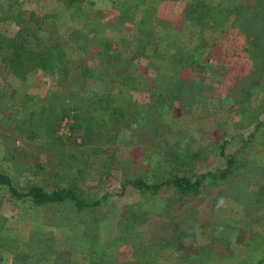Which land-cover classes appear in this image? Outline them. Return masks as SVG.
<instances>
[{
	"label": "rangeland",
	"instance_id": "374dc122",
	"mask_svg": "<svg viewBox=\"0 0 264 264\" xmlns=\"http://www.w3.org/2000/svg\"><path fill=\"white\" fill-rule=\"evenodd\" d=\"M142 1L0 0V39L17 34L21 4L36 32L27 49L52 62L23 55L15 67L13 48L0 52V174L22 192L73 187L100 200L35 205L0 185V264H264V34L255 66L228 24L184 23L201 0H156L150 18ZM156 43L201 46L199 65L179 73L208 87L190 108L149 107L174 57ZM228 159L224 175H207ZM173 175L202 181L180 194L164 183Z\"/></svg>",
	"mask_w": 264,
	"mask_h": 264
},
{
	"label": "trees",
	"instance_id": "16d2710c",
	"mask_svg": "<svg viewBox=\"0 0 264 264\" xmlns=\"http://www.w3.org/2000/svg\"><path fill=\"white\" fill-rule=\"evenodd\" d=\"M15 2L16 0H7ZM80 0H67V4H73L79 2ZM147 0L142 1V4L145 8V15L151 16V12H153L152 6H154V2L156 0ZM243 1V0H240ZM145 4H144V3ZM205 0L198 1L196 3L191 4L190 6H185V14H184V23H187L195 28L203 30L205 27H212V28H224L225 25L228 24L227 27L230 30H227V35H232L236 32H239L240 35H244L245 41L247 42L248 46L246 47L247 51H251V55L253 58V63L255 66H260L261 62L259 61L256 64V61L260 59V53L258 49L260 48V41L261 35L264 34V25L263 18L261 17V13L264 12V0H253L251 5H245L241 2L237 7L233 10H228L224 6H210L205 3ZM255 2V3H254ZM17 3V2H16ZM18 4V3H17ZM157 5V3H156ZM189 5V4H188ZM19 7V11L16 13L14 17L16 25L19 26L18 32L14 38L9 39V42L5 43L4 40L0 39V52H6L7 48L12 47L13 50L11 51V57L8 60L13 61L14 66L18 67L21 65L22 56L25 55L29 58L31 62L34 57L32 52H29L27 49V44H30L36 41L35 31L31 28L25 18V11L21 8V4ZM148 30L149 34L153 35L154 24L153 20L150 22ZM142 31V30H140ZM39 38V37H38ZM37 38V41L39 39ZM137 38V36H136ZM139 40V38H137ZM157 41H164V38H160ZM169 43L166 44V46ZM159 48L160 44L156 43V46L153 47L155 52H159L162 54L164 58L173 57V64L171 67L167 69L170 73L162 74V78L159 79L161 82L158 86H153V90L149 91L148 99L151 100L149 107L154 108V111H157L161 104H157V102H162L166 100H175L180 103L182 106L190 108L191 107V100H202L200 96V89L208 87L203 82H198L196 80H183L179 78V73L181 68H195L199 65V61L202 57L201 46H196V52L190 53L189 48L186 47H174L173 45H169L168 47ZM174 48L176 51L174 52ZM256 52V53H255ZM255 53V54H254ZM198 54V55H197ZM143 55V54H142ZM40 60L41 65H45L51 62L50 57L43 56L42 54L37 55L34 57ZM17 60V61H16ZM261 61H264V55L261 56ZM33 63V62H32ZM52 63V62H51ZM47 64V65H51ZM29 65V62L27 63ZM174 73V74H172ZM256 77H254L255 79ZM253 79V78H252ZM158 81V80H157ZM202 81V80H201ZM127 88V87H126ZM124 93V92H123ZM108 96V95H107ZM106 99V97H105ZM108 100V99H106ZM154 100V101H152ZM159 100V101H155ZM170 101V102H171ZM155 103V104H154ZM116 111V110H115ZM122 115H125L122 113ZM264 124V121H263ZM257 125H261L258 123ZM231 166L230 159H228L226 167L221 170L215 171V173H208L207 175L216 179L224 175ZM202 179L199 177L195 179V181H191L186 177H180L177 175H173L169 177L164 183L171 184L177 192L180 194H185L186 191L190 189H195L199 184H201ZM130 183L134 184L143 189H157L162 184H147L141 180H133ZM0 185L6 186L7 190L16 198H29L30 201L35 205H42L48 203H56L62 202L64 200H70L75 203L76 211L81 210L83 208H92L93 206H97L100 200L94 202H88L87 200L79 197L73 187L67 188H60L55 189L53 191H47L39 187L38 185L30 187L27 191L22 192L17 190L11 183L10 178L7 175L0 174Z\"/></svg>",
	"mask_w": 264,
	"mask_h": 264
},
{
	"label": "crops",
	"instance_id": "0c3cea01",
	"mask_svg": "<svg viewBox=\"0 0 264 264\" xmlns=\"http://www.w3.org/2000/svg\"><path fill=\"white\" fill-rule=\"evenodd\" d=\"M181 73H183V71Z\"/></svg>",
	"mask_w": 264,
	"mask_h": 264
}]
</instances>
